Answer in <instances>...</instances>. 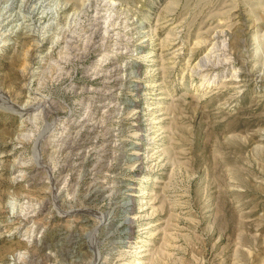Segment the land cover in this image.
I'll list each match as a JSON object with an SVG mask.
<instances>
[{
    "label": "rangeland",
    "instance_id": "374dc122",
    "mask_svg": "<svg viewBox=\"0 0 264 264\" xmlns=\"http://www.w3.org/2000/svg\"><path fill=\"white\" fill-rule=\"evenodd\" d=\"M0 264H264V0H0Z\"/></svg>",
    "mask_w": 264,
    "mask_h": 264
},
{
    "label": "bare ground",
    "instance_id": "6f19581e",
    "mask_svg": "<svg viewBox=\"0 0 264 264\" xmlns=\"http://www.w3.org/2000/svg\"><path fill=\"white\" fill-rule=\"evenodd\" d=\"M109 15H110V14H109ZM111 25H112V24L108 25V27L111 26ZM222 36H223V35H222ZM223 40H225V39H223ZM216 42H217V41H215L214 44H217V43H218V42H217V43H216ZM223 45H224V44H223ZM212 46H213V45H212ZM212 46H211V49H212ZM219 46H220V44H219ZM214 47H215V46H214ZM52 49H53V48H52ZM211 49H210V50H211ZM214 49H215V48H214ZM217 49H218V48H217ZM217 49H216V50H217ZM219 49H220V48H219ZM210 50H209V51H210ZM211 51H213V50H211ZM211 51H210V52H211ZM213 52H214V51H213ZM224 52H225V51H224ZM217 53H218V52H217ZM210 55H211V53H210ZM215 55H216V54H215ZM213 56H214V55H213ZM219 56H220V55H219ZM241 80H242V79H241ZM31 108H32V107H31ZM25 110H26V109H25ZM96 192H97V191H96ZM129 223L132 224V218L129 219Z\"/></svg>",
    "mask_w": 264,
    "mask_h": 264
}]
</instances>
